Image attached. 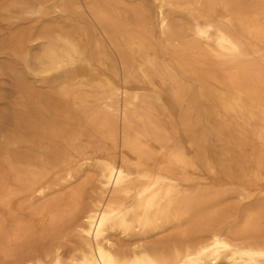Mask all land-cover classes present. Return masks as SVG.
<instances>
[{"label": "bare ground", "instance_id": "1", "mask_svg": "<svg viewBox=\"0 0 264 264\" xmlns=\"http://www.w3.org/2000/svg\"><path fill=\"white\" fill-rule=\"evenodd\" d=\"M2 11L20 95L0 133V264H264V191L242 209L254 190L197 182L264 181V0Z\"/></svg>", "mask_w": 264, "mask_h": 264}, {"label": "rangeland", "instance_id": "2", "mask_svg": "<svg viewBox=\"0 0 264 264\" xmlns=\"http://www.w3.org/2000/svg\"><path fill=\"white\" fill-rule=\"evenodd\" d=\"M3 3L4 0H0V45L5 40L8 31L7 29H9L7 27L8 19L2 11ZM3 53L4 52L0 51V133L2 131H9L11 129L13 109L18 102V97L20 95L17 88L15 87L11 74L5 68L7 59ZM201 134L205 139L207 155L214 159L218 158L220 156V151L218 149L219 144L216 136L208 129L203 130ZM197 182H199L201 185L207 183L212 184V186L215 188L211 189V191H235L240 187H246L254 190L251 193L249 199L240 203V207L242 209L258 202V199H260V197L263 195L261 192L264 191V181L259 183H248L246 180H238L234 177L231 179L226 178V176L223 174H219L217 177H212L205 171L200 172ZM229 204L235 205L236 202L234 200H230ZM251 208H254V206L252 205ZM257 210L258 209H256V211Z\"/></svg>", "mask_w": 264, "mask_h": 264}]
</instances>
